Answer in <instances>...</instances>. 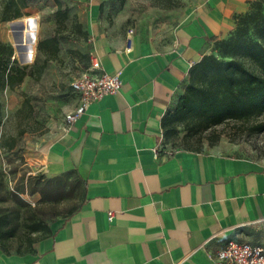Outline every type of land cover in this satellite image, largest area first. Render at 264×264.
Wrapping results in <instances>:
<instances>
[{"label": "crops", "instance_id": "1", "mask_svg": "<svg viewBox=\"0 0 264 264\" xmlns=\"http://www.w3.org/2000/svg\"><path fill=\"white\" fill-rule=\"evenodd\" d=\"M252 1L188 0L163 30L133 26L131 42L91 1V58L120 72L121 89L28 146L32 168L75 174L83 195L28 250L0 249V264H219L231 240L264 246V161L218 145L172 146L162 125L191 66Z\"/></svg>", "mask_w": 264, "mask_h": 264}, {"label": "rangeland", "instance_id": "2", "mask_svg": "<svg viewBox=\"0 0 264 264\" xmlns=\"http://www.w3.org/2000/svg\"><path fill=\"white\" fill-rule=\"evenodd\" d=\"M0 39L11 42L19 65L28 73L12 86L0 88V221L7 230L0 249L18 251L47 232L31 231L34 222L52 226L81 201L83 189L75 174L53 179L31 167L28 146L52 138L77 101L71 82L90 63L87 29L92 0H61L68 15L57 14L58 0H27L23 13L2 19ZM188 0H100V15L112 23L163 30ZM46 37L55 41L40 45ZM56 43V46L54 45ZM46 60L41 72L31 66ZM248 62L249 60L246 59ZM264 111L243 120H228L186 135L180 126L168 139L172 146L218 145L264 161ZM14 142L15 145L10 147Z\"/></svg>", "mask_w": 264, "mask_h": 264}, {"label": "trees", "instance_id": "3", "mask_svg": "<svg viewBox=\"0 0 264 264\" xmlns=\"http://www.w3.org/2000/svg\"><path fill=\"white\" fill-rule=\"evenodd\" d=\"M57 2V14L66 17L68 8L63 7L61 0ZM26 5L27 0H6L2 19L20 16ZM54 41V37H46L40 45ZM214 48L215 52L204 54L191 66L178 106L163 116L167 141L180 126L188 135L195 130L203 131L228 120L247 119L264 111V0H253L249 9L237 16L230 34L215 41ZM14 52L11 42L0 39V88L12 86L28 73L29 64L19 65L13 57ZM45 65L46 60L41 64L36 61L31 67L38 66L41 72ZM256 128L262 130L264 125L257 124ZM14 145L12 142L10 147ZM40 230L49 232L50 227L45 222H34L31 231ZM6 233L4 223L0 221V240ZM31 246L18 251L28 250Z\"/></svg>", "mask_w": 264, "mask_h": 264}, {"label": "built area", "instance_id": "4", "mask_svg": "<svg viewBox=\"0 0 264 264\" xmlns=\"http://www.w3.org/2000/svg\"><path fill=\"white\" fill-rule=\"evenodd\" d=\"M134 27L127 30V40L132 41ZM78 97V103L66 114L67 122L76 121L87 109L89 104L106 94L119 91L122 86L120 72L111 73L102 67L97 58L71 82ZM45 174V173H44ZM46 175V174H45ZM113 211L109 217H113ZM216 259L219 264H264V246L248 241L231 240L217 250Z\"/></svg>", "mask_w": 264, "mask_h": 264}]
</instances>
